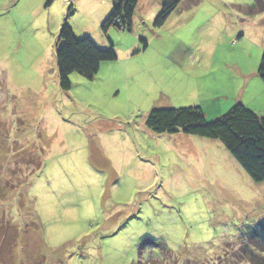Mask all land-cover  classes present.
<instances>
[{
    "label": "rangeland",
    "instance_id": "rangeland-1",
    "mask_svg": "<svg viewBox=\"0 0 264 264\" xmlns=\"http://www.w3.org/2000/svg\"><path fill=\"white\" fill-rule=\"evenodd\" d=\"M112 6L0 0V264H242L264 183L221 142L158 135L146 119L200 107L212 122L239 103L264 117V0H183L161 28V0H139L133 31L107 37ZM65 20L118 57L68 91ZM200 141L221 148L193 164L185 149Z\"/></svg>",
    "mask_w": 264,
    "mask_h": 264
},
{
    "label": "trees",
    "instance_id": "trees-1",
    "mask_svg": "<svg viewBox=\"0 0 264 264\" xmlns=\"http://www.w3.org/2000/svg\"><path fill=\"white\" fill-rule=\"evenodd\" d=\"M56 1L46 0L47 7H51ZM112 1V11L101 26L102 32L107 37L112 29L131 33L139 0ZM182 1L161 0V12L154 26L161 28ZM109 43L110 47L103 49L89 38L78 39L68 20H65L59 31L55 52L60 88L63 91L71 89L70 76L73 74L91 81L99 74L104 63L118 61L114 45L111 41ZM258 74L264 84V54ZM146 127L158 135L182 132L188 136L219 141L252 181L264 183V117L240 103L212 122L207 121L200 107L155 109L147 117ZM262 227V232L248 228L242 233L240 247H248L250 254H237L240 256V263L244 264L246 260L250 264H264V226Z\"/></svg>",
    "mask_w": 264,
    "mask_h": 264
},
{
    "label": "crops",
    "instance_id": "crops-1",
    "mask_svg": "<svg viewBox=\"0 0 264 264\" xmlns=\"http://www.w3.org/2000/svg\"><path fill=\"white\" fill-rule=\"evenodd\" d=\"M97 43H100L98 44V46L101 47H104L103 44H101L102 42H97ZM102 45V46H101ZM185 138H178V140H183ZM203 139V138H202ZM208 140V139H207ZM204 147H201L198 146L196 149H191L190 147L188 148V152L187 150L185 149L186 151V154L188 155V159L187 160H192L193 164L195 163V161H198L197 163H199L200 161H202L205 157H204V154L205 153H208L209 150H211V147H216V148H221L219 147V145L215 144V143H206L205 141H200ZM224 146V145H223ZM225 148V147H224ZM226 149V148H225ZM198 156H199V159H198ZM200 156H203V158L200 160ZM196 163V164H197Z\"/></svg>",
    "mask_w": 264,
    "mask_h": 264
}]
</instances>
